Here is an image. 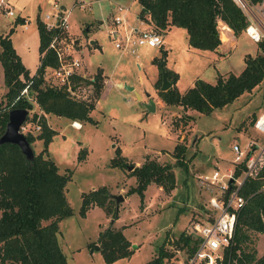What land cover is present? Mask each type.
Instances as JSON below:
<instances>
[{"label":"rangeland","instance_id":"rangeland-1","mask_svg":"<svg viewBox=\"0 0 264 264\" xmlns=\"http://www.w3.org/2000/svg\"><path fill=\"white\" fill-rule=\"evenodd\" d=\"M50 1L55 0H10L13 10L29 21L27 30L22 29V24H15V16L5 17L0 13V33H7L9 27L13 28L11 42L30 74L34 72L38 60L35 18L52 11ZM56 1L67 10V32L79 41L77 49L81 56L82 73L86 74V78L92 77L96 68H100L103 72L102 87L105 89L106 84L111 87L103 98L95 102V109L90 113L97 120L96 126L87 123L77 129L73 126L75 121L71 125L70 120L48 115V125L57 130V135L50 142L49 157L56 162L59 172L72 169L64 192L72 213L58 222L61 251L66 256V264H105L99 251L90 252V243L98 245V232L110 226L121 228L134 248L130 247L133 252L129 257L109 264H144L157 253V247L162 243L167 250L174 251L172 241L182 231H188L192 221L203 220L212 190L201 184L199 175L209 174L217 168L220 171L230 168L234 141L243 148L253 139L264 143V137L252 129L251 122L252 113L257 115L264 103V78L250 92L242 93L232 103L215 108L209 114L180 105L163 104L154 85L158 69L151 62V58L160 56L162 45L158 48L140 47L131 53L116 49L106 32L105 25L110 16L121 13L117 11L118 6L127 9L123 28L131 25L141 27L136 18L140 8L136 0ZM160 32L164 34L162 44L169 50L166 66L178 72L175 85L179 92L191 87L197 77L212 84L217 73L238 74L244 67L243 56L257 52L256 43L243 32L234 38L228 36L226 46L233 42L228 55L214 60L209 56H200L197 49L186 53L187 38L182 28L172 27ZM90 40L96 41L98 46L90 44ZM44 82L47 83L45 78ZM116 83H121L122 87H117ZM124 85L131 86L133 90ZM4 90L0 65V99ZM92 90L90 85L82 83L77 87L76 96L84 100L91 98ZM134 91L142 95V100L136 97ZM28 100L33 109L28 110L23 125L35 135L39 130L29 119L33 111L38 114L41 111L34 102L33 93L28 95ZM149 100L155 104L153 111L145 107L144 103ZM179 143L187 148V171L182 167H173L175 187L168 193L149 183L142 193V201L134 192L127 195L126 190L136 185V178L127 175L130 171L127 168L122 170L109 166L115 147H119L121 156L135 166L141 164L146 156L159 163L174 165L171 152ZM31 146L35 153L42 148L39 140L33 141ZM81 147L86 149V154L83 162H78L76 153ZM99 186L107 188L112 199L109 205L114 208L116 203L112 195L123 196L124 200L116 208L117 218L106 215L102 208L95 205L89 208L85 217L79 216L80 194ZM244 244L243 248L254 250L259 256L264 250V237L258 232H249V240ZM184 261L183 251L175 250L165 264H183Z\"/></svg>","mask_w":264,"mask_h":264},{"label":"trees","instance_id":"trees-1","mask_svg":"<svg viewBox=\"0 0 264 264\" xmlns=\"http://www.w3.org/2000/svg\"><path fill=\"white\" fill-rule=\"evenodd\" d=\"M136 1L140 6L136 17L138 20L151 24L156 31H166L169 26L182 28L186 32L188 46L193 49L213 51L218 48L220 36L217 20L232 30L235 36L243 32L247 23L243 11L233 0ZM250 1L255 3L259 0ZM17 23L24 24V18L17 16L15 24ZM35 25L39 56L38 64L31 75L11 42L10 34L13 28H9L7 33H0V65L6 90L0 99V134L5 129L10 110L33 109L27 96L20 93L25 87L27 95L33 93L34 102L44 114H54L68 121H77L82 126L87 123L96 126L97 120L92 118L90 113L95 109V102L104 89L102 69L96 68L90 79L76 77L75 81L79 80L81 83L75 85L73 91L49 86L44 82L43 74L46 67L55 65V53L46 49L50 32L45 30L38 16L35 18ZM256 46L255 54L243 56L244 67L238 74L217 73L213 84L197 77L192 82L193 85L184 92L177 90L175 83L178 73L165 66L167 50L161 48L160 56L151 59L158 69V78L154 85L158 89L159 100L166 105H180L202 114H209L215 108L232 103L233 99L244 92H250L264 78V41L256 42ZM162 70L172 85L165 91L159 90ZM82 83L92 87L91 98L84 100L76 96L77 87ZM255 117L252 113V123ZM29 120L40 128L35 135L24 134L27 142L32 145L34 140H39L42 144V148L34 152L31 161L25 159L17 144H0V264H66V256L61 251L57 233L58 222L72 213L64 194L72 169L66 168L59 172L56 162L49 157L48 146L57 135V130L46 123L45 116L33 111ZM85 150L84 147L77 150L76 161L83 162ZM186 150L183 143L174 145L171 152L172 158L175 159L174 165L169 162L159 163L146 156L140 165L135 166L121 156L119 147H115L114 155L109 159V166L122 170L133 166L127 175L136 178V185L130 186L126 194L134 192L142 201V193L149 183L156 184L165 193L175 187L173 167H182L187 171ZM259 156L238 190L245 201L236 217L234 244L226 251L223 264L227 254L230 264H264V253L256 256L254 250L243 248L244 243L249 240V232L264 235V149ZM242 168L243 165L236 168L234 175H238ZM80 197L79 216L85 217L89 208L95 205L102 208L106 215L111 214L112 218H117L116 207L109 205L112 199L105 186L82 192ZM98 233V251L105 264L132 254L130 242L121 232V228L108 226ZM196 244L197 240L191 234L182 231L172 241L174 251L167 250L162 243L157 247V253L144 264H165L174 255L175 250L183 251L186 258L194 252Z\"/></svg>","mask_w":264,"mask_h":264},{"label":"built area","instance_id":"built-area-1","mask_svg":"<svg viewBox=\"0 0 264 264\" xmlns=\"http://www.w3.org/2000/svg\"><path fill=\"white\" fill-rule=\"evenodd\" d=\"M236 5L243 11L246 18V25L243 33L252 42L264 41V0L251 2L250 0H233ZM79 3L83 1L79 0ZM52 11L44 13L39 20L44 25L45 30L50 32V39L46 49L55 53V65L46 67L43 78L48 85L75 90V85L81 81L76 77L86 79V74L82 73V61L77 46V38L71 37L67 32L68 15L63 6L58 5L57 1H50ZM82 5V4H81ZM126 7H117V11L110 16L106 23V32L112 40L116 49L127 50L135 53L138 48H158L162 44V34L153 27L139 20L144 26L137 27L131 25L123 28L126 22ZM0 13L2 16L11 17L18 15L11 4L10 0H0ZM24 18V29L28 24ZM225 26L220 20H217V29L219 35L224 32ZM89 79L91 77H88ZM79 83V84H78ZM21 95H27L26 87L20 92ZM20 125V132L29 133L26 125ZM40 126L36 124V129ZM252 129L264 137V103L260 112L252 123ZM264 149V143L252 140L243 148L237 141L231 145L232 159L231 166L225 171L218 168L209 172V174L199 175L202 185L212 190V195L208 197V208L205 209L203 220L192 221L187 233L191 234L197 244L194 252L185 258L183 264H223L224 255L227 250L234 244V227L239 209L244 204L245 199L238 193L243 181L249 176V172L256 163L259 155ZM243 165L238 175H234L235 169ZM224 264H230L229 254Z\"/></svg>","mask_w":264,"mask_h":264},{"label":"water","instance_id":"water-1","mask_svg":"<svg viewBox=\"0 0 264 264\" xmlns=\"http://www.w3.org/2000/svg\"><path fill=\"white\" fill-rule=\"evenodd\" d=\"M93 43V40H90V44ZM129 90H133L131 86H126ZM172 85L166 78V73L164 70L161 71V81H160V89L161 91H165L170 88ZM118 87H122L121 84H118ZM136 97H139L137 92H135ZM140 98V97H139ZM145 107L149 111H153L155 104H153L152 100L147 101ZM28 115V110L23 108H14L8 112L7 121L5 123V129L2 134H0V144L1 143H10V144H17L21 149L24 157L26 160L31 161L34 156V151L31 145L27 142L25 135L20 132V125L25 121ZM133 166H128L127 170H131ZM115 199L116 208L119 202L124 200L123 196L121 195H112ZM134 248V245L130 246ZM92 250H99V246L97 244H92L90 252Z\"/></svg>","mask_w":264,"mask_h":264},{"label":"crops","instance_id":"crops-1","mask_svg":"<svg viewBox=\"0 0 264 264\" xmlns=\"http://www.w3.org/2000/svg\"><path fill=\"white\" fill-rule=\"evenodd\" d=\"M82 1V0H81ZM11 4V3H10ZM62 6V5H61ZM64 8V7H63ZM18 13V12H17ZM19 16H21L20 14H19ZM21 17H24V16H21ZM26 18V17H25ZM27 19V18H26ZM140 20V19H139ZM140 22V21H139ZM141 24V26H144V24H142V23H140ZM223 24V23H222ZM224 25V24H223ZM136 26V25H135ZM225 26V28H223V29H225L224 30V32L221 34V35H223V37L222 36H220L219 38H220V43H219V45L217 46L218 48L216 49V50H213V51H207V50H198L197 49V53H201L200 54V56H205L206 58H208V56L211 58V59H219L220 57L222 58V57H225L226 55H228V50H229V46H231L232 45V43L233 42H231V44L227 47L226 46V42L228 41V36H232L233 38L235 37V35L232 33V30H230L226 25H224ZM24 26L22 25V29L23 30H27L28 29V27H26L25 29L23 28ZM138 27V26H137ZM140 27V26H139ZM173 26H169L168 27V29L166 30V31H168L170 28H172ZM10 28V27H9ZM183 30V29H182ZM165 31V32H166ZM184 32H185V30H184ZM163 36H164V34L162 35V40H163ZM186 38H187V36H186ZM38 45V44H37ZM92 45H95V46H98L97 44H96V41H93V43H92ZM162 45V48L163 49H166L165 48V46H163V44H161ZM160 45V46H161ZM185 48V52L186 53H190V52H193L194 50H193V48H190L189 46H188V44H186V46L184 47ZM15 49V48H14ZM196 49V48H195ZM167 50V55H166V62H167V58H168V54H169V50L168 49H166ZM16 51V50H15ZM196 51V50H195ZM194 51V52H195ZM17 53V52H16ZM204 53V54H203ZM19 55V54H18ZM39 56V55H38ZM152 59V58H151ZM166 62H165V66H166ZM37 64H38V60H37ZM37 64H36V66H37ZM35 66V67H36ZM167 67V66H166ZM169 68V67H168ZM35 69V68H34ZM171 70H173L172 68H170ZM174 72H176L175 70H173ZM34 73V72H33ZM176 73H178V72H176ZM32 74V73H31ZM30 74V75H31ZM107 81V80H106ZM139 82H141V78L139 77ZM177 82V81H176ZM119 84H121V83H119ZM213 84V83H212ZM116 86L118 87V83H116ZM109 88H111L110 87V85H108V84H106V86H105V89H103V91H102V93H101V95H100V97H99V99L98 100H100L101 98H103L104 97V95H105V93L109 90ZM5 91V90H4ZM135 92H137V91H135ZM137 94L139 95V99L140 100H142V95L140 94V93H138L137 92ZM40 114H43L44 116H45V118H46V122H47V124H49V122H48V115L47 114H44L43 112L41 113L40 112ZM256 114H258V113H256ZM74 121H70V123H71V125H72V123H73ZM80 124V123H79ZM80 126H82V124H80ZM75 127V126H74ZM76 128V127H75ZM77 129H80V128H77ZM56 136V135H55ZM35 141H38V140H34V142ZM49 146H50V144H49ZM49 146H48V152H49ZM140 165V164H139ZM258 234H260V233H258ZM260 235H262L263 237H264V235L263 234H260ZM264 253V250L261 252V253H259V256L261 255V254H263Z\"/></svg>","mask_w":264,"mask_h":264},{"label":"bare ground","instance_id":"bare-ground-1","mask_svg":"<svg viewBox=\"0 0 264 264\" xmlns=\"http://www.w3.org/2000/svg\"><path fill=\"white\" fill-rule=\"evenodd\" d=\"M74 123V122H73ZM75 125H73V126H75L76 128H80L81 126L79 125V122H77V121H75V123H74Z\"/></svg>","mask_w":264,"mask_h":264}]
</instances>
